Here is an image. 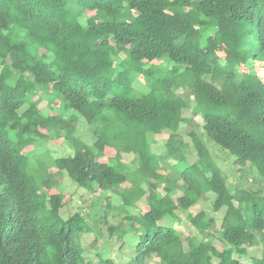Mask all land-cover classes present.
I'll use <instances>...</instances> for the list:
<instances>
[{
	"label": "trees",
	"instance_id": "obj_1",
	"mask_svg": "<svg viewBox=\"0 0 264 264\" xmlns=\"http://www.w3.org/2000/svg\"><path fill=\"white\" fill-rule=\"evenodd\" d=\"M81 118L92 143L76 134ZM147 131L168 134L162 162L139 147ZM53 137L70 152H47L44 168L38 140ZM209 145L233 155L235 182ZM122 152L146 190L118 188L125 175L109 161ZM56 172L117 196L106 210L139 224L133 264H264L247 251L264 244V195L240 186L264 181V0H0V264H94L81 211L61 214ZM207 193L225 226L188 213L197 232L183 240L178 211ZM105 250L95 256L113 264Z\"/></svg>",
	"mask_w": 264,
	"mask_h": 264
},
{
	"label": "rangeland",
	"instance_id": "obj_2",
	"mask_svg": "<svg viewBox=\"0 0 264 264\" xmlns=\"http://www.w3.org/2000/svg\"><path fill=\"white\" fill-rule=\"evenodd\" d=\"M88 13L93 14V12L91 11H88ZM163 74V72H160L158 75L161 76ZM217 83L223 85L224 78L222 76L218 77ZM44 104L45 102L42 101L39 104V107H42ZM182 115L184 117L192 116L191 110L184 108L182 110ZM194 119L199 125L203 123L200 115L195 116ZM76 127V134L79 135L82 140L87 143L93 142V136L90 132V128L87 126L83 118H81L76 123ZM143 134L146 136L145 141L143 142L142 140H140L139 147L142 149V151L152 156L153 159L157 160L158 162H162L163 144L168 137V134L162 131H147ZM183 138L184 140L190 141L187 135H183ZM52 139L53 140L48 143L42 141L41 139L38 140V142L40 143L38 147L42 150L39 151V153L41 154L38 157H34V159L39 161L42 160L41 162H43L44 168H47L48 166V164L46 163L48 162L47 152L52 154L51 156L54 157H58L70 152V149L64 143H61L59 139H56L55 137H53ZM134 146L136 147L135 143ZM209 148L217 163L224 170V172L227 173V176H229V180L235 182L237 180H235V177H237L238 173L235 169L237 167V164H234V159L232 157L233 155H229L226 152L218 150L210 145ZM29 150L31 152L34 151L33 148H29ZM43 158H45V160ZM193 158H195V155L189 154V159L193 160ZM106 159L108 158L104 157V160ZM134 159L135 155L122 152L119 157L109 161L111 165H113L117 170L124 173L125 175V181L121 182L118 188L124 191H131L133 195L138 193L139 190H146L148 186L147 181L144 179V176L138 169L139 163ZM164 172V170L161 171V173ZM253 175H256V172H253ZM52 179L56 181L54 183V188L56 189V191L62 193L65 199L64 201H66L65 206L60 210L61 214L64 217H67L76 210L81 211L83 219L87 224L88 232H85L82 235L81 239L82 246L83 248L85 247L86 256L91 257L94 261V264H100L98 261V257L95 256V253L97 252V248L99 246L104 247L106 245L107 251L105 250L106 253L103 252V255L112 260L113 264H133L132 260L135 257V246L140 238V229L138 227L139 224H134L129 221H127L125 224L126 220L122 219V217H124V213H116L119 210L118 208H115L114 210L108 208L106 210L105 200L103 198H105L106 195L112 196L110 197L111 202L113 203V205H117V196L115 194L113 195L109 192L104 191L90 192L86 188L77 185L70 177H68L64 173H52ZM252 179L253 178L247 176L246 180L243 181V184L241 183L240 186L243 188H257L260 190V193L264 195V181L259 180L257 182H253ZM261 187L263 189H261ZM159 189L162 190L161 188ZM137 206L140 207V209L143 211L147 210L148 208L146 200L144 198L140 199L137 202ZM132 209L137 210L136 206H133ZM105 211H107L106 217L103 216ZM133 213L135 214L134 211ZM188 213L196 215V219L202 218L203 214L213 216L216 220V227L218 229H222V227H224L227 222L226 218L224 217L225 207L220 206V204L215 202V195L213 193H207L201 197V199L198 201L197 206L192 208L190 211H178V216L180 217L182 224L176 225L181 232L183 240H186L188 237L197 232L196 227L189 221L187 217ZM117 224L120 228V231L123 232L122 238H120L115 232L110 235L107 230L108 225L114 226ZM214 241L217 247H220V244L216 241V238ZM184 245H186L185 241ZM247 251L249 256L258 257L264 251V244L249 247ZM157 260L158 259L156 257H153L152 259H150V262L153 263Z\"/></svg>",
	"mask_w": 264,
	"mask_h": 264
}]
</instances>
